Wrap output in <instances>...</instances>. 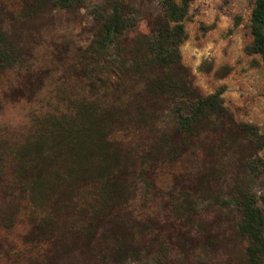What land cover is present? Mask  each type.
I'll use <instances>...</instances> for the list:
<instances>
[{
    "label": "rangeland",
    "instance_id": "1",
    "mask_svg": "<svg viewBox=\"0 0 264 264\" xmlns=\"http://www.w3.org/2000/svg\"><path fill=\"white\" fill-rule=\"evenodd\" d=\"M54 1L0 0L1 28L19 56L0 70V264H247L240 212L223 203L239 198L251 165L254 190L264 194V63L246 52L254 0L190 2L182 64L202 96L222 91L226 111L185 142L166 101L150 124L135 127L144 82L130 73L127 51L160 21L159 0H82L68 10ZM114 1L138 11L137 26L98 55L93 11ZM81 102L130 112L114 138L132 155L131 176L106 209L92 185L71 198L37 200L8 168L36 119Z\"/></svg>",
    "mask_w": 264,
    "mask_h": 264
},
{
    "label": "trees",
    "instance_id": "2",
    "mask_svg": "<svg viewBox=\"0 0 264 264\" xmlns=\"http://www.w3.org/2000/svg\"><path fill=\"white\" fill-rule=\"evenodd\" d=\"M159 2L160 21L149 36L139 37L127 51L132 62L130 73L144 82L142 94L132 107L138 117L135 127L150 124L156 113H161V102L166 101L172 104L167 109L173 115L174 132L185 142L197 137L203 126L210 124L211 117L221 116L226 110L222 91L202 96L192 87L190 73L182 64L180 47L187 39L184 21L191 0ZM81 4L82 0H55L52 7L68 10ZM93 17L100 24V32L92 51L105 55L136 28L138 11L114 1L108 10L94 9ZM250 34L252 42L246 52L259 55L264 63V0H254ZM18 59L0 24V70L12 68ZM123 113L130 116L128 107L81 102L67 114L36 119L24 143L9 154L8 168L16 182H21L37 200L71 198L76 190L92 185L103 209L114 206L129 182L134 161L114 138L122 129ZM244 129L256 136L252 127ZM160 142L167 145L169 138L163 136ZM262 146L261 143L259 148ZM260 166L264 172V161ZM4 168L0 158V181L4 179ZM257 169V164L250 166L251 173L241 184L239 198L223 203L234 204L240 212L236 231L247 242V264H264V194L257 195L254 190Z\"/></svg>",
    "mask_w": 264,
    "mask_h": 264
}]
</instances>
